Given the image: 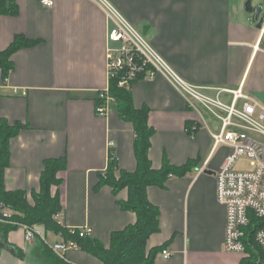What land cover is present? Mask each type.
Instances as JSON below:
<instances>
[{
	"label": "crops",
	"instance_id": "obj_1",
	"mask_svg": "<svg viewBox=\"0 0 264 264\" xmlns=\"http://www.w3.org/2000/svg\"><path fill=\"white\" fill-rule=\"evenodd\" d=\"M12 1L15 13L0 14V50L15 34L38 42L12 55L6 78L0 70V118L22 124L9 141L5 187L30 196L39 189L43 160L64 156L66 168L58 172L59 219L67 230L88 226L91 236L107 247L111 232L136 219L117 204L127 197L126 189L115 195L110 186L98 183L108 163V141L114 143L119 169L133 171L136 159L132 124L118 115L116 102L105 116L95 112L98 92L107 84L105 14L95 0H53L51 7L40 0ZM110 2L185 80L231 89L242 84L246 93L264 100V51L254 48L260 27L246 10L247 2L264 8V0ZM131 93L135 107L149 108L152 166L160 167L165 158L173 166L192 162L184 175L170 176L164 188H148L150 201L159 207V230L146 247L167 242L171 252L169 258L158 252L153 264H240L243 254L226 251L222 244L225 212L215 197L214 173L229 149L213 147L210 133L216 121L204 117V123H197L194 110L160 75L136 80ZM186 122L198 129L191 134ZM41 233L52 235L50 243L65 239L52 231ZM6 243L0 264L52 263L45 243L27 241L19 226L9 231ZM65 258L72 264H102L80 248Z\"/></svg>",
	"mask_w": 264,
	"mask_h": 264
},
{
	"label": "built area",
	"instance_id": "obj_2",
	"mask_svg": "<svg viewBox=\"0 0 264 264\" xmlns=\"http://www.w3.org/2000/svg\"><path fill=\"white\" fill-rule=\"evenodd\" d=\"M102 8L106 21L105 65L107 84L100 90L95 104V112L100 116L107 114L108 106L115 101L109 93L112 80L120 87L136 80H152L155 76L164 77L168 83L186 100L187 105L196 113L197 123H204L203 111L217 123L210 133L213 147L223 145L229 153L224 163L215 171V197L225 212L223 248L248 257L246 229L252 218L260 219L253 231V240L264 255V100L244 91L242 84L236 88L200 86L182 78L170 64L155 50L138 29L131 24L110 2L95 0ZM44 7H51L53 0H40ZM255 49L264 51V21L262 22ZM223 94H228L225 99ZM198 129L197 124L190 127L191 134ZM114 143L108 141V152ZM240 158L249 161L248 168H234ZM205 164L198 170L203 171ZM10 212L4 210L3 217ZM58 224H63L58 214ZM24 231L27 241L35 238L42 240L54 254L67 260L69 250L78 249L73 239H60L49 243L36 224L17 223ZM71 234L91 235L88 226L69 227ZM60 234V233H59ZM61 235V234H60ZM161 255L169 258L171 252L163 249Z\"/></svg>",
	"mask_w": 264,
	"mask_h": 264
},
{
	"label": "trees",
	"instance_id": "obj_3",
	"mask_svg": "<svg viewBox=\"0 0 264 264\" xmlns=\"http://www.w3.org/2000/svg\"><path fill=\"white\" fill-rule=\"evenodd\" d=\"M15 11L12 0H0V14H14ZM37 42L38 40L29 39L23 34H15L9 45L0 50V70L3 79L13 67L12 55L19 49ZM131 86L132 83L120 87L112 80L109 93L115 99L118 115L132 124L135 133L133 150L136 167L131 172L119 169L112 147L108 152L107 167L98 183L110 186L115 195L122 189L127 190V197L118 200L117 204L122 210L134 212L135 221L111 232L107 247L91 235L71 234L64 224H58L55 215L61 211L59 187L62 183L58 172L66 168L64 156L43 160L39 189L36 192L32 191L30 196L22 189L7 190L4 184V171L9 165V141L17 135L22 124L19 122L10 124L4 118H0V249L8 246L7 234L18 227L17 223L36 224L45 232L52 231L62 234L65 239H73L81 250L98 258L102 264H153L156 254L166 249L167 242L149 249L146 247L149 236L159 230V207L150 201L148 188L151 186L164 188L170 176L184 175L192 162L188 160L181 166H173L165 158L160 167L152 166L149 148L154 130L148 123L149 108L134 106ZM99 103L100 100L96 98L95 104ZM190 123L186 122L188 131ZM53 187L57 188L54 193ZM4 210L10 212L9 216L3 217ZM258 220L260 219L252 218L251 225L246 229V240L249 241L246 251L249 256H243L240 264H264V255L252 236L260 224V222L257 224ZM43 247L48 255L50 253L49 257L52 259L50 264H72L50 252L45 244ZM11 249L17 257H22L21 250L15 247Z\"/></svg>",
	"mask_w": 264,
	"mask_h": 264
},
{
	"label": "water",
	"instance_id": "obj_4",
	"mask_svg": "<svg viewBox=\"0 0 264 264\" xmlns=\"http://www.w3.org/2000/svg\"><path fill=\"white\" fill-rule=\"evenodd\" d=\"M246 10L253 13V19L257 21V27H260L264 21V8L262 6L251 7L250 3L247 2Z\"/></svg>",
	"mask_w": 264,
	"mask_h": 264
},
{
	"label": "rangeland",
	"instance_id": "obj_5",
	"mask_svg": "<svg viewBox=\"0 0 264 264\" xmlns=\"http://www.w3.org/2000/svg\"><path fill=\"white\" fill-rule=\"evenodd\" d=\"M202 111H203L204 117L205 118H210L211 119V122H212L211 116L207 112H205L204 110H202ZM248 166H249V161L247 159H245V158H240V159L236 160L235 163H234V168H237V169H245V168H248ZM41 230L43 231L42 228H41ZM47 237H48L47 238L48 239V242L50 243L52 241L50 239L52 237V235L48 233L47 234Z\"/></svg>",
	"mask_w": 264,
	"mask_h": 264
}]
</instances>
